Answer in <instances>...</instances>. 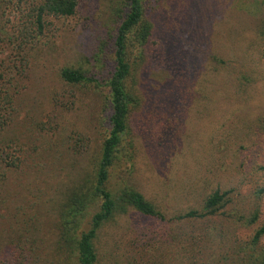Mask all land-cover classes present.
<instances>
[{"label": "rangeland", "instance_id": "1", "mask_svg": "<svg viewBox=\"0 0 264 264\" xmlns=\"http://www.w3.org/2000/svg\"><path fill=\"white\" fill-rule=\"evenodd\" d=\"M120 1L81 0L74 15L47 17L38 32L27 24L39 0H0V87L13 96L4 136L26 138L23 148L37 149L7 171L0 193V264H77L64 234L63 203L75 185L89 189L86 183L98 162L110 49L98 66L92 64L105 30L115 26ZM158 1L163 8L147 46L153 53L129 80L141 100L130 118L134 165L119 160L110 183L114 189L134 188L161 217L134 211L114 217L95 242L96 264H236L234 258L264 251V235L256 245L251 242L264 220V195L260 219L247 222L256 204L252 194L264 186V151L257 150L259 141L252 144L255 135L246 127L264 115V65L258 55L264 46V0L198 2L207 3L202 10H214L213 24L206 28L211 37L194 49L179 0ZM188 17L193 27L196 20ZM85 55L93 58L81 64ZM215 59L233 61L252 80L242 89L231 80L228 85L224 66ZM67 67H82L100 85L67 84L60 76ZM217 87L223 96H211ZM236 103L241 107L235 125L214 136L211 145L212 118L220 120ZM199 110L202 119H197ZM64 142L77 156H60ZM216 189L230 193L210 215L204 201ZM97 208L89 209L79 231L87 230ZM190 211L206 216L184 217ZM14 251L18 259L9 256Z\"/></svg>", "mask_w": 264, "mask_h": 264}, {"label": "trees", "instance_id": "2", "mask_svg": "<svg viewBox=\"0 0 264 264\" xmlns=\"http://www.w3.org/2000/svg\"><path fill=\"white\" fill-rule=\"evenodd\" d=\"M39 1L40 3L32 10L35 11L33 22L27 25H32L38 32H42L45 25V18L70 17L74 15L81 0ZM200 1L206 0H193L187 3L185 0L178 1V4L182 7L181 21H184V27H187L185 31L194 38L195 46H191V49H194L197 45L201 47L199 42L205 39L208 40L209 37H211L209 34V36L206 35V28L213 24L212 12H214V10L212 11L210 6L207 10H202L206 8L207 3L200 4L198 3ZM33 3L35 4V2ZM188 4L191 5L188 6ZM116 6H118L117 9L115 8L116 10H118L120 6L119 11L121 12L119 15H116L115 26L110 30H105V36L101 40L100 46H98L100 53L94 58L92 64V67L98 66L95 63H101L107 49H110L112 68L104 85L106 88V95L105 106L102 110L104 114L102 121L105 132L99 148L100 154L98 162L93 174L89 175V179L86 183L89 189H83L80 185L77 187L75 185V189L67 196L63 203L66 205H64L61 216V220L64 221L65 219H63V217L66 214L67 221L63 223L66 227L64 234L66 235L65 238L68 241L70 252H73L76 256L77 264H96L97 253L95 242L101 229L113 220L114 217L117 218L130 211H134L137 214L152 219L161 217L160 213L154 207V204L137 190L129 186L114 189L110 183V179L115 168L120 166L119 160L124 161L125 159V162H127L129 166L134 165L136 155L134 150V139L130 127V118L132 112L141 105V100L138 93L134 90L133 83L131 82V85L129 84V80L132 78V74L136 67L140 65V63L143 65L144 62H147L148 57L153 53V51L150 52L147 50V46L149 41L156 35L158 11L159 8L163 7L158 0H152L151 3H147L146 0H121ZM200 6H202V8H200ZM188 16L196 20V24L193 27L190 22H188ZM186 22L189 23V25H187ZM20 26L22 27V24H20ZM28 28L30 27H27V29ZM263 35L264 33L260 31V36ZM185 38L187 39L189 37L185 34ZM197 38L199 39L196 40ZM259 49V59L264 65V46H259ZM184 55H187L185 51ZM92 58L91 55H85V58L81 59V64L86 63L88 59L91 60ZM215 60L219 63L220 67L224 66L221 71L222 73L226 72L223 76V81L226 83H229L231 80L239 89H242L246 86L245 84L247 82L249 84L252 80L250 75L242 71L240 66L234 64L233 61H224L223 59ZM90 73L91 72L86 71L82 67H67L61 69L60 76L63 81L70 85H86L92 83L99 86L100 84L96 77ZM0 74L2 77L3 74L1 72ZM225 77H228V79ZM228 85H231V83ZM222 92L221 88L217 87L216 91H213L211 96ZM219 95L223 96V94ZM211 96L207 97V99L211 98ZM12 99V94L8 95L7 92L0 87V193H2L5 186L4 182L6 181L7 171L19 167L23 159L28 160L37 150L35 146L26 150L23 148L26 138L20 139L17 136L12 138L4 136V133H6L5 129L10 122L11 111L8 110V107L9 109L12 108ZM163 104V102L159 103L161 107H163ZM238 107H241V105L236 103L232 110L224 114L220 120L211 117L214 122L213 128L215 133V135H213V133L208 135V140L211 145L214 141V136L217 134L224 136L225 133L231 130L235 125L237 120L234 122L233 120L235 119V112ZM200 110L197 113V119H202ZM218 110H220V107L216 109V115H218ZM229 121H232L230 122V126L228 123ZM56 123L58 125V121ZM56 127L59 128L60 126ZM246 127L247 133L255 135L252 144L254 145L259 141L257 143V150L261 149L264 151V115L257 118ZM64 143L66 146L61 145L63 149L59 150L60 156H62V154L65 156L68 155V157L77 156L72 147L66 142ZM252 147L253 146L250 148ZM11 151L17 153L18 157L10 153ZM257 153L258 155L261 154V152ZM45 154L50 156L53 154V151H45ZM83 173L84 175L86 174V168H83L82 177ZM82 177H80V179ZM228 193H230V191L221 192L219 189L214 190L205 199L203 209L207 210L210 215L214 214L219 206L222 207ZM252 195L256 200V204L253 208H249V211L251 209L254 210H252V215L247 221L248 224H253L260 219V206L263 200L264 186L257 189ZM248 203L249 205L252 204L250 200ZM96 206H98L97 211L91 215L87 230L79 231L80 221L86 217L91 207L95 208ZM202 216L206 215L200 216V214L195 211H190L184 215L186 218H201ZM69 232L71 233L68 234ZM263 235L264 220L251 240L252 244L256 245ZM244 252L247 251L244 249ZM9 256H14L18 259L17 251L9 254ZM234 262L236 264H264V251L257 254L255 257L250 253L238 259L234 258Z\"/></svg>", "mask_w": 264, "mask_h": 264}]
</instances>
